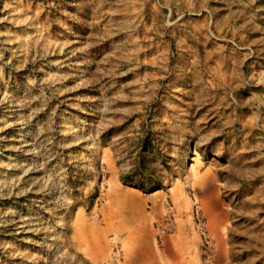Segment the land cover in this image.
<instances>
[{
  "label": "rangeland",
  "instance_id": "1",
  "mask_svg": "<svg viewBox=\"0 0 264 264\" xmlns=\"http://www.w3.org/2000/svg\"><path fill=\"white\" fill-rule=\"evenodd\" d=\"M141 263L264 264V0H0V264Z\"/></svg>",
  "mask_w": 264,
  "mask_h": 264
},
{
  "label": "bare ground",
  "instance_id": "2",
  "mask_svg": "<svg viewBox=\"0 0 264 264\" xmlns=\"http://www.w3.org/2000/svg\"><path fill=\"white\" fill-rule=\"evenodd\" d=\"M206 187L208 189H213L212 185H210L209 183H206ZM209 213H208V218L209 220L212 222L209 224L208 228L210 231H212L213 233H217V239L220 238L221 234H220V229H221V225H222V221L221 220H216V211L218 208V203L214 202V201H210V205H209ZM141 259V258H140ZM144 261V260H143ZM143 263V262H142ZM141 263V264H142ZM145 263V261H144Z\"/></svg>",
  "mask_w": 264,
  "mask_h": 264
},
{
  "label": "trees",
  "instance_id": "3",
  "mask_svg": "<svg viewBox=\"0 0 264 264\" xmlns=\"http://www.w3.org/2000/svg\"><path fill=\"white\" fill-rule=\"evenodd\" d=\"M142 188V187H141Z\"/></svg>",
  "mask_w": 264,
  "mask_h": 264
}]
</instances>
